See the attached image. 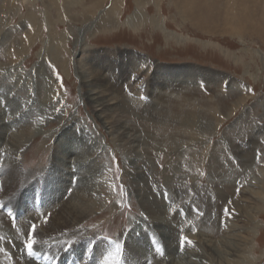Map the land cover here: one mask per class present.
Listing matches in <instances>:
<instances>
[{
    "label": "rangeland",
    "instance_id": "1",
    "mask_svg": "<svg viewBox=\"0 0 264 264\" xmlns=\"http://www.w3.org/2000/svg\"><path fill=\"white\" fill-rule=\"evenodd\" d=\"M174 1L73 0L67 9L64 0H0V111L7 141H25L17 153H0V206L17 218L12 222L1 207L0 216L13 228L19 215L36 217L40 226L59 210L61 197L64 202L76 193L73 179L61 197L44 194V177L61 159L57 141L72 149L80 145L96 167L94 212L80 226L87 235L49 246L56 258L48 259L56 264H129V236L138 249L134 264L169 262L166 240L178 256L206 253L197 241L203 230L217 244L233 227L253 231L255 214L260 228L250 255L253 264H264V0L245 3L244 16H250L241 35L228 27L238 26L234 8L241 9L243 0L199 2L194 11L202 18L194 19L177 11ZM134 16L141 17L136 29L127 24ZM149 19L160 20L161 28ZM90 66L128 102L131 113L120 121L113 115L112 130L84 98L79 69ZM157 77L164 87H154ZM21 115L24 128L14 123ZM12 159L18 168H3ZM83 170L69 167L76 177ZM5 176L25 178L24 192L13 188L18 181L6 190ZM144 196L165 206L170 227L156 228ZM32 226L22 245L29 236L38 244ZM4 243L0 237V264L23 262Z\"/></svg>",
    "mask_w": 264,
    "mask_h": 264
},
{
    "label": "bare ground",
    "instance_id": "2",
    "mask_svg": "<svg viewBox=\"0 0 264 264\" xmlns=\"http://www.w3.org/2000/svg\"><path fill=\"white\" fill-rule=\"evenodd\" d=\"M64 1L66 4V8L68 9L71 6V2L73 0H64ZM66 2L68 3V5ZM199 2L205 3V0H176V1H174V4H176L177 11L186 15L187 17H189V19H191V18L194 19V18H202V17H200V15L197 11H194V9H196L197 6L200 9L201 4ZM245 3H247V0H243L242 7H240L241 9L236 10V8H234L235 13L234 12L233 13L238 14V16H236V17H238V18H236L238 26L228 27V30L233 34L241 35L243 32L242 30H245V28L247 27V26L245 27V25H243V24H246V22L248 21V16H250V13L248 16H244V12H245L244 10H246L245 7L247 9H249L247 4H245ZM216 4L214 1L213 2L211 1V4H209L208 6L213 8V6ZM236 4L237 3L234 2L235 6H236ZM113 5H115V3ZM180 5L182 6V8L180 7ZM263 7H264V5H263ZM196 12H197L198 17H196ZM249 12H251V11H249ZM201 14H203V13H201ZM227 14H228V12H227ZM137 16H140V15H137ZM137 16H134L131 19L129 18L127 20V24L130 28L136 29L138 27L137 20L141 19V17L135 18ZM105 17H106V15H105ZM105 17H103V18H105ZM204 19H206V17H204ZM110 20H112V19H110ZM149 20H150L149 22L155 28H161L162 23L160 20H157V19H155V20L149 19ZM234 21L236 22L235 19H234ZM101 23L102 22H100L99 24H101ZM108 23H109L110 27L115 25L114 21H109ZM99 24L97 25L98 27L100 26ZM140 24H142V23H140ZM105 27L106 26H104L103 28H105ZM259 27H260V25H259ZM261 27H263V26H261ZM261 27H260V29H262ZM263 29H264V27H263ZM102 30H104V29H102ZM259 36L264 38V31L262 33H260ZM168 38H169V36H168ZM79 70L81 71V75H82L81 76V83L87 89L85 91V97L84 98L90 104V106H91L95 116L97 117V119L107 129L112 130L114 127L113 122L117 121V119H113V115H116V118H119L118 120L120 121V120H122V118H124L123 116L129 115L131 113L129 110L130 108L127 107V105H126V103H128V102L122 98L123 96H121V94H122L120 92L121 90L119 91V90H117V88L112 87L111 84L109 83V81H107V79L104 76L99 75L97 70L95 68H93L92 66L87 67V68L86 67L85 68L80 67ZM177 78H179V77H177ZM155 79H156V81H155L154 87H156V86H160V88H162V86L164 87V84L162 85L163 81L161 80V78L157 77ZM173 80H175V79H173ZM177 82H179V79H177ZM175 83H176V80H175ZM179 83H180V85L186 84L183 81V79ZM160 90H162V89H160ZM162 99L163 98H160V100H162ZM11 106L13 107V105H11ZM23 115H21L20 118H17V120H15L16 118L14 119L16 121L14 123H15V125H17L18 128H22V127L24 128V125L26 124L25 122H27L26 117H24ZM5 119H6V117H5ZM116 124H117V122H116ZM12 126H13V122H12ZM120 127L122 129L127 130V128L125 126H120ZM8 132L9 131L7 130V127L5 125V120L3 118V113L0 111V143H4V145H7V148H5L4 150H0V153H1V151L9 150L10 151L9 155H10L12 152L17 153L16 150H18V149L20 150V148H22L24 143L21 141H24V140L22 139L21 141H17L18 139L16 140L14 138H11V139H9V141H10L9 142V141H7V133ZM123 132H124V130H123ZM123 132H122V134H124ZM26 141H28V140H26ZM128 141H130V140L128 139ZM127 145H129V144H127ZM69 146H72V145L69 144ZM69 146L63 144L61 141L60 142L57 141L56 150H57L58 155L61 157V159L56 160L55 161L56 163L49 167V169L50 168L53 169V171H52L53 173L52 172L48 173V175L46 177H44V180H45L43 182L45 185V193L44 194H47L49 196V198L50 197H61L63 195V194H61L63 188H65V189L67 188L66 182H71V180H73V179H75L74 182L77 186V190L75 191L76 193H74L72 196H69L68 199L66 198V200H64V202H62V199L64 197H61L60 203L62 205L59 207L58 211L56 210L53 212L51 220H49L48 223H46V224H42V225L39 224L40 226H38L36 223H34V221H35L34 219L36 217L35 218L33 216L32 217H28V216L22 217L19 215L18 216L19 217L18 218L19 223H17V225L15 227L16 230L18 229V231L15 230V232H17V233H14L13 230L15 228H13V225H10L8 222H6L7 220L5 217H3V215H1L2 217L0 216L1 217L0 218V237L2 239L6 240V243H4V245L9 243L10 245L13 246V248L16 249V250H14L16 256L18 255V256H21L22 258H24L23 260L21 259L23 262L18 261L19 263H16V264H56V263H54L48 259V258H56L54 253H53L52 248L56 249V247H60V245L64 246L67 244L65 242H68L70 244V242L74 241L75 236H77V235H79L77 237L82 236L83 238H85V236L87 235L86 231H83L82 228H80V226L84 222H86L88 220V218H90L92 213L94 212L93 205H92L91 201H93L97 195V193H95L96 185L94 184L97 181V179H96V174H94V176H93L92 173H95L96 167L94 165H92L93 163H91L89 160L90 152L86 153L84 151V148H83V150H81L80 145H77V147H75V149H72ZM78 151H79V153H78ZM16 156H14L13 158H15ZM11 161L12 162H9L10 165H8L6 162H4L6 164H3V168H5L4 166H7L13 170L17 169L18 168L17 165H20V164H18V163L16 164L14 159H12ZM71 165L73 167L75 166L77 168V170H79V171H81L83 168L84 169L83 172L87 170V173H83V177H82L80 172L78 173L75 171L76 172L75 174L78 175L76 177V176H74V174L72 175L71 172L69 171V167L71 168ZM16 173H19V172L16 171ZM14 175H15V173H14ZM26 175L27 174H25V176ZM28 175H30V174H28ZM28 177H32V176H28ZM21 178L22 179H19V181H18V179H15L16 181H11V179L9 177H6V179L4 178L5 179L4 180L5 189L8 190L10 188L11 182H17L18 181V182H20V184L17 185V183H16V187H13V188L16 189L18 187L20 190H22L24 185H25V183H24L25 178H24V180H23V177H21ZM101 184H103V183H101ZM97 185H98V183H97ZM98 187H96V188H98ZM7 194H8V192H7ZM253 194L255 197H257L261 193L260 192H254ZM142 197H143V195H142ZM44 201H46V200H44ZM142 201H143L142 203H143L144 207L147 209L149 214L152 215V217H153V219L157 225V227L156 226H154V227L158 228L159 230L165 229L163 225H166V226L169 225V227H170L169 222H171V221L167 222V215H166L167 210H166L165 206H163V204L157 202L156 200H154V202H152L146 196H144V198H142ZM141 206H142V204H141ZM0 207L2 208V212H3L2 214H4V215L6 214L7 216L6 215L5 216L9 217V218L12 217L14 219V221H12V222L16 221V218H17L16 215H11L10 213L7 212L8 211L7 208L5 209L2 206H0ZM243 207H244V205H243ZM245 207H246V205H245ZM146 209H145V211H146ZM239 209H240V207H239V205H237L235 210L238 213H240ZM22 215L24 216V214H22ZM238 218H240V216ZM248 219H249V217H248ZM255 219H256V214L252 215V221H250V223L252 222L251 225L253 224L251 227V228H253V231L249 230L246 233V232H244V229H242V228L236 230L235 227H233V230H232L233 232H231V230H230L231 234H229L228 239L224 238L223 240H219V242H217V244H215V242L212 241L210 234L207 233L206 231L204 232V230H203L204 234L203 233L200 234V237L197 239V241H198L200 246L204 247V249L206 250V253H204V251H201V250H197V251L195 250L193 252H191V251L189 252L187 250L188 252L185 253V255L178 256L177 252L175 250L176 248L174 249L172 247L173 244L168 242L169 240L168 241L166 240L164 243H166V247L168 250V254L170 256V260H169V262H165V263L164 262H161V263L157 262V264H247V263L253 264V261H255V260H253L251 255H250V250L252 248L250 241L253 238H255L256 231L260 228L259 225H257ZM32 224H35V226L31 227L32 230L35 229L32 234L34 235V237L36 239L39 240V242H37L38 243L37 245L35 244L36 246L33 245L32 254L30 255L28 253V250L26 249L25 245H22L24 243V242L22 243V240L24 239L25 235L28 234L29 227ZM63 229H69L70 231L66 232ZM230 232H228V233H230ZM169 234H171V233H169ZM205 234H208V235H205ZM155 235H157V234L155 233ZM159 235H162V234H159ZM169 236L171 237L172 235H169ZM122 237H124V236H122ZM172 238L173 237H171V239ZM133 239H132V237L129 236L128 242L126 244V251L125 252L128 253L127 256L130 259L129 264H134L135 262H137V261H135V259H136L135 258V255H136L135 251H137L138 249L135 246V244H134L135 242H133ZM187 239H189V238H187ZM118 240H120V239H118ZM247 241H249V242H247ZM215 245H220V246L215 247ZM49 246L52 248H49ZM147 247L144 248V250H145L144 253L148 252L149 248H147ZM2 249L4 251H6V248L3 247ZM7 249H10V246L7 247ZM144 250H141L142 253ZM60 251H61V248H60ZM141 251H140V253H141ZM55 253H57V252H55ZM149 254H150V252L147 253V255L144 254L142 259L144 257H147ZM74 261H75V259H74ZM0 262L2 263V262H4V260L0 258ZM84 262L86 263V261H84ZM104 263H106V262H104ZM152 263H154V262H152Z\"/></svg>",
    "mask_w": 264,
    "mask_h": 264
},
{
    "label": "snow or ice",
    "instance_id": "3",
    "mask_svg": "<svg viewBox=\"0 0 264 264\" xmlns=\"http://www.w3.org/2000/svg\"><path fill=\"white\" fill-rule=\"evenodd\" d=\"M182 242L184 240V238H181ZM35 243V241L31 238V236H29L28 241L26 242V249L28 250V253L31 255L32 254V248H33V244Z\"/></svg>",
    "mask_w": 264,
    "mask_h": 264
}]
</instances>
